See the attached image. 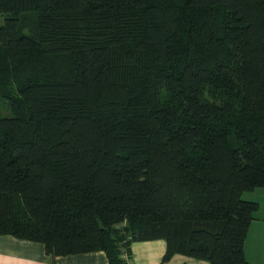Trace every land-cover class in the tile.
Masks as SVG:
<instances>
[{"label":"trees","instance_id":"1","mask_svg":"<svg viewBox=\"0 0 264 264\" xmlns=\"http://www.w3.org/2000/svg\"><path fill=\"white\" fill-rule=\"evenodd\" d=\"M0 17V236L247 264L264 0H0Z\"/></svg>","mask_w":264,"mask_h":264},{"label":"crops","instance_id":"2","mask_svg":"<svg viewBox=\"0 0 264 264\" xmlns=\"http://www.w3.org/2000/svg\"><path fill=\"white\" fill-rule=\"evenodd\" d=\"M245 201L255 202L257 209L246 231L243 256L247 264H264V189L243 193ZM162 240L134 241L129 245L130 264H160L164 253ZM0 264H106L102 252L50 257L39 243L0 236ZM162 264H206L181 255H173Z\"/></svg>","mask_w":264,"mask_h":264},{"label":"rangeland","instance_id":"3","mask_svg":"<svg viewBox=\"0 0 264 264\" xmlns=\"http://www.w3.org/2000/svg\"><path fill=\"white\" fill-rule=\"evenodd\" d=\"M2 23V18L0 17V25ZM3 101H0V117H3L8 114V111L6 110V107L4 104H2Z\"/></svg>","mask_w":264,"mask_h":264},{"label":"built area","instance_id":"4","mask_svg":"<svg viewBox=\"0 0 264 264\" xmlns=\"http://www.w3.org/2000/svg\"><path fill=\"white\" fill-rule=\"evenodd\" d=\"M119 259L123 260L125 262V264H130V261H129L127 255L122 251L119 255Z\"/></svg>","mask_w":264,"mask_h":264}]
</instances>
